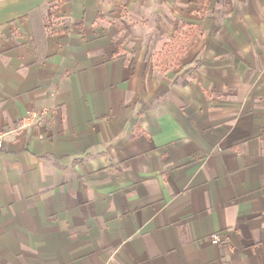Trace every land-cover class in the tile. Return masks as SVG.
Masks as SVG:
<instances>
[{
    "label": "crops",
    "instance_id": "obj_1",
    "mask_svg": "<svg viewBox=\"0 0 264 264\" xmlns=\"http://www.w3.org/2000/svg\"><path fill=\"white\" fill-rule=\"evenodd\" d=\"M41 110L0 149V264H264V0H0V131Z\"/></svg>",
    "mask_w": 264,
    "mask_h": 264
},
{
    "label": "trees",
    "instance_id": "obj_2",
    "mask_svg": "<svg viewBox=\"0 0 264 264\" xmlns=\"http://www.w3.org/2000/svg\"><path fill=\"white\" fill-rule=\"evenodd\" d=\"M198 15L204 16L210 0H195ZM195 29L192 26L178 28L173 39L165 43L162 52L159 54L160 63L163 68L178 66L182 58L195 45Z\"/></svg>",
    "mask_w": 264,
    "mask_h": 264
},
{
    "label": "built area",
    "instance_id": "obj_3",
    "mask_svg": "<svg viewBox=\"0 0 264 264\" xmlns=\"http://www.w3.org/2000/svg\"><path fill=\"white\" fill-rule=\"evenodd\" d=\"M47 115L48 113L45 110L32 111V112L27 113L22 118H20L17 124L14 125L12 128L1 130L0 131V149H3L5 146L4 137L6 134H9V133L20 134L27 128L41 125L45 122ZM220 240H221L220 235L214 234L212 236V242L214 244H218Z\"/></svg>",
    "mask_w": 264,
    "mask_h": 264
},
{
    "label": "rangeland",
    "instance_id": "obj_4",
    "mask_svg": "<svg viewBox=\"0 0 264 264\" xmlns=\"http://www.w3.org/2000/svg\"><path fill=\"white\" fill-rule=\"evenodd\" d=\"M195 39H196V36H195ZM196 41V40H195ZM196 43V42H195Z\"/></svg>",
    "mask_w": 264,
    "mask_h": 264
}]
</instances>
